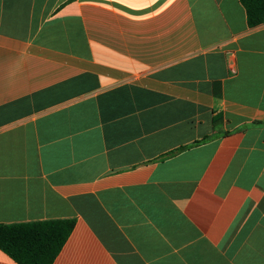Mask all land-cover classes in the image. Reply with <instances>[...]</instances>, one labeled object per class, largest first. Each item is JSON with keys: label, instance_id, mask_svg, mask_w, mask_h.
<instances>
[{"label": "crops", "instance_id": "crops-1", "mask_svg": "<svg viewBox=\"0 0 264 264\" xmlns=\"http://www.w3.org/2000/svg\"><path fill=\"white\" fill-rule=\"evenodd\" d=\"M52 220L74 222L52 264H264V23L0 0V224Z\"/></svg>", "mask_w": 264, "mask_h": 264}, {"label": "trees", "instance_id": "trees-1", "mask_svg": "<svg viewBox=\"0 0 264 264\" xmlns=\"http://www.w3.org/2000/svg\"><path fill=\"white\" fill-rule=\"evenodd\" d=\"M247 24L264 23V0H240ZM182 147L165 156L168 157ZM71 220L0 224V250L17 264H52L72 231Z\"/></svg>", "mask_w": 264, "mask_h": 264}]
</instances>
